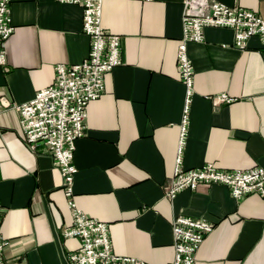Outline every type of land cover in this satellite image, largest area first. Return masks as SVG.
Listing matches in <instances>:
<instances>
[{
  "label": "crops",
  "instance_id": "obj_1",
  "mask_svg": "<svg viewBox=\"0 0 264 264\" xmlns=\"http://www.w3.org/2000/svg\"><path fill=\"white\" fill-rule=\"evenodd\" d=\"M183 0H104L103 25L121 36L122 65L105 76V92L87 107V130L76 143L78 208L110 228L113 252L144 264L174 258L171 222L206 219L214 230L196 264H264V197L237 201L221 185H200L166 199L173 175L185 103L177 52ZM264 18V0H216ZM14 33L0 66V231L8 241L4 264H69L81 246L65 240L72 222L69 196L54 156L24 141L12 106L30 102L53 83L56 66L89 55L83 9L56 0H12ZM202 43L188 45L194 97L185 169L210 162L224 170L264 168V46L253 37L234 47L229 28L209 27ZM228 94L231 103L213 99ZM7 104L10 105L7 107Z\"/></svg>",
  "mask_w": 264,
  "mask_h": 264
},
{
  "label": "built area",
  "instance_id": "obj_2",
  "mask_svg": "<svg viewBox=\"0 0 264 264\" xmlns=\"http://www.w3.org/2000/svg\"><path fill=\"white\" fill-rule=\"evenodd\" d=\"M153 1L143 0L144 3ZM11 2L0 0V66L6 64L5 43L15 31ZM56 2L83 9V33L90 38V53L78 65H57L53 83L49 87L37 91L30 102L13 105L12 108L20 115V128L29 148L35 151L39 145H44L54 156L63 188L70 197L68 205L73 214L72 222L63 228L62 235L65 240L79 239L81 246L69 252V264H144L132 257L116 255L108 225L82 212L73 199V183L78 172L74 164L76 143L87 130L88 105L105 92V76L123 63L121 36L109 33L104 28V0ZM182 5L183 35L177 47V64L186 97L178 156L173 175L164 185V196L172 200L185 190L196 191L200 185L217 184L226 187L237 201L252 194L264 197V168L261 166L228 171L210 162L195 169L182 166L190 125V106L195 94V68L189 57L188 45L204 42L205 29L215 27L233 31L234 47L238 51L246 50L248 41L253 37L259 38L264 46V18L253 10L239 5L232 7L216 0H183ZM233 101L228 94L213 99L215 105ZM171 226L174 258L169 264H196L197 252L204 238L214 230V224L203 218L178 216L172 220ZM8 244L0 231V264H4L3 254Z\"/></svg>",
  "mask_w": 264,
  "mask_h": 264
}]
</instances>
